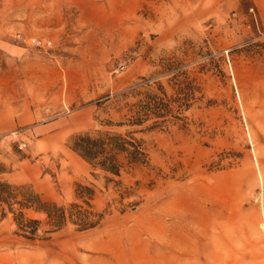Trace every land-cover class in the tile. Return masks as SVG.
<instances>
[{
	"label": "rangeland",
	"instance_id": "374dc122",
	"mask_svg": "<svg viewBox=\"0 0 264 264\" xmlns=\"http://www.w3.org/2000/svg\"><path fill=\"white\" fill-rule=\"evenodd\" d=\"M179 84L182 119L119 125ZM127 131L148 161L119 175L70 148ZM0 182L63 206L87 185L103 214L44 233L23 208L30 239L0 202V264H264V0H0Z\"/></svg>",
	"mask_w": 264,
	"mask_h": 264
},
{
	"label": "trees",
	"instance_id": "16d2710c",
	"mask_svg": "<svg viewBox=\"0 0 264 264\" xmlns=\"http://www.w3.org/2000/svg\"><path fill=\"white\" fill-rule=\"evenodd\" d=\"M181 84V83H180ZM178 85L177 96H168L163 87H159L161 94L144 91L129 108V114L119 125L141 126L143 129L163 127L170 119H182L180 114L190 105L191 92L188 86ZM134 131L124 134L117 132H88L78 133L71 137L70 148L92 166H98L112 174L119 175V171L126 161L127 164H144L148 155L141 139L133 135ZM76 194L85 205L71 202L68 206L58 205L46 200L27 185H12L0 182V202L8 205L17 203L20 209L13 218L20 234L33 239L38 236L42 221L26 217L23 208H34L45 214L44 224L47 228L44 233H51L62 228L67 221L75 224L77 229L84 230L96 226L103 214L96 212L90 203L93 189L87 185L77 184Z\"/></svg>",
	"mask_w": 264,
	"mask_h": 264
},
{
	"label": "built area",
	"instance_id": "2783aa9c",
	"mask_svg": "<svg viewBox=\"0 0 264 264\" xmlns=\"http://www.w3.org/2000/svg\"><path fill=\"white\" fill-rule=\"evenodd\" d=\"M32 43L37 46H44V45H49L48 41L39 39V38H33Z\"/></svg>",
	"mask_w": 264,
	"mask_h": 264
},
{
	"label": "crops",
	"instance_id": "0c3cea01",
	"mask_svg": "<svg viewBox=\"0 0 264 264\" xmlns=\"http://www.w3.org/2000/svg\"><path fill=\"white\" fill-rule=\"evenodd\" d=\"M32 172V171H31ZM31 172H29V173H31Z\"/></svg>",
	"mask_w": 264,
	"mask_h": 264
},
{
	"label": "bare ground",
	"instance_id": "6f19581e",
	"mask_svg": "<svg viewBox=\"0 0 264 264\" xmlns=\"http://www.w3.org/2000/svg\"><path fill=\"white\" fill-rule=\"evenodd\" d=\"M264 225V224H263Z\"/></svg>",
	"mask_w": 264,
	"mask_h": 264
}]
</instances>
